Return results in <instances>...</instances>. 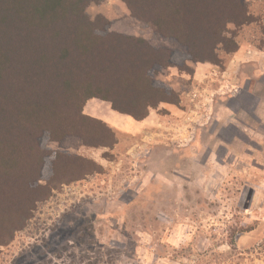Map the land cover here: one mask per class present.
<instances>
[{"label":"rangeland","instance_id":"obj_1","mask_svg":"<svg viewBox=\"0 0 264 264\" xmlns=\"http://www.w3.org/2000/svg\"><path fill=\"white\" fill-rule=\"evenodd\" d=\"M86 14L106 19L107 32L172 51L176 67L156 68L153 78L177 92L179 110L157 111L160 126L144 139L142 130L126 132V123L110 127L109 104L89 100L84 113L106 123L117 144L88 149L68 137L44 147L91 160L102 172L38 205L0 250V264H264V51L245 42L231 70L221 71L191 62L120 0L90 4ZM178 66L202 69L192 79Z\"/></svg>","mask_w":264,"mask_h":264},{"label":"trees","instance_id":"obj_2","mask_svg":"<svg viewBox=\"0 0 264 264\" xmlns=\"http://www.w3.org/2000/svg\"><path fill=\"white\" fill-rule=\"evenodd\" d=\"M103 1L0 0V250L54 192L102 172L91 160L44 147L68 137L88 149L117 144L106 123L84 113L89 100L137 122L162 104L180 103L153 78L156 68L176 67L172 51L107 32L106 19L86 14ZM120 1L193 63L223 71L245 42L264 51V1ZM177 69L193 75L187 66Z\"/></svg>","mask_w":264,"mask_h":264},{"label":"crops","instance_id":"obj_3","mask_svg":"<svg viewBox=\"0 0 264 264\" xmlns=\"http://www.w3.org/2000/svg\"><path fill=\"white\" fill-rule=\"evenodd\" d=\"M249 53H250V51H249ZM238 54H239V53H235L234 56H232V59H231V60L229 61V63L227 64V66H228L227 72L231 70L232 65H234L233 58L238 57V56H237ZM227 66H226V68H227ZM239 66H240V64H239ZM239 66H238V67H239ZM199 67H200V66H198V67L196 66L195 68H193L194 71H193V77H192V79H196V78L199 77V71H201V69H202L201 67H200V68H199ZM227 72L224 73V75H228ZM239 77H240V75H239ZM176 93H177V92H176ZM178 96H179V95H178ZM194 97H195V96H194ZM180 103H181V100H180ZM180 103H179L178 106H172V105L162 104V105H160L156 110H151V111L149 112L148 116H147L144 120L139 121V122L132 120V119L129 118L128 116L120 115V114H118V113H116V114H118V115L115 116V117H116V118H115V117H113V111L111 110V111H110V114L108 115L107 118L104 119V121H106L107 124L110 125V127H112V128L118 127L117 125H118L119 122H120V123H126V124H125V125H126V132L129 131L130 128H132V129L134 128L135 130H136V129H137V130L139 129V130L144 131V139H150V138H148V133H149V130H151L152 125H159V126H160L159 122H160V118H161L162 116H160V115L157 113V111H159V110H161V109H166V107H170V108L167 110L168 113H167L166 115H164L165 117H169V116H170L169 111H173L172 108L179 110L178 107H180ZM84 108H85V107H84ZM188 110H189V111L184 112V114H186L187 117L190 116V115H189L190 113H192V112L190 111V109H188ZM114 113H115V112H114ZM182 113H183V112H182ZM116 114H115V115H116ZM87 115H90V113H88ZM165 117H164V118H165Z\"/></svg>","mask_w":264,"mask_h":264}]
</instances>
